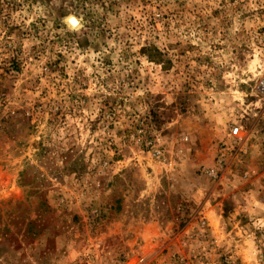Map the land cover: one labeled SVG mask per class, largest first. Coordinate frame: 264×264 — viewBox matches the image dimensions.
<instances>
[{
    "label": "rangeland",
    "instance_id": "374dc122",
    "mask_svg": "<svg viewBox=\"0 0 264 264\" xmlns=\"http://www.w3.org/2000/svg\"><path fill=\"white\" fill-rule=\"evenodd\" d=\"M0 264H264V0H0Z\"/></svg>",
    "mask_w": 264,
    "mask_h": 264
},
{
    "label": "built area",
    "instance_id": "2783aa9c",
    "mask_svg": "<svg viewBox=\"0 0 264 264\" xmlns=\"http://www.w3.org/2000/svg\"><path fill=\"white\" fill-rule=\"evenodd\" d=\"M231 132L234 137H237L240 133V128H235ZM145 145L149 149V152L152 154V156L158 160L165 159V150L160 139L155 138L154 140L147 142Z\"/></svg>",
    "mask_w": 264,
    "mask_h": 264
}]
</instances>
